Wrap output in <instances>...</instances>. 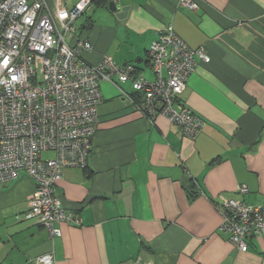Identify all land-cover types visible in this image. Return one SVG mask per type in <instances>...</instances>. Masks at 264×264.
I'll return each mask as SVG.
<instances>
[{
    "label": "crops",
    "instance_id": "1",
    "mask_svg": "<svg viewBox=\"0 0 264 264\" xmlns=\"http://www.w3.org/2000/svg\"><path fill=\"white\" fill-rule=\"evenodd\" d=\"M82 0H59L67 10ZM91 0L71 41L81 57L133 65L154 82L150 46L168 25L193 50L204 48L183 103L205 121L194 138L165 116L146 118L130 82L101 83L97 130L85 168L56 187L80 224L62 236L25 218L36 184L26 172L0 184V264H264V238L240 252L222 229L219 196L264 205V0ZM54 0H50L53 5ZM135 100V99H134ZM244 185L249 193L237 194Z\"/></svg>",
    "mask_w": 264,
    "mask_h": 264
},
{
    "label": "built area",
    "instance_id": "2",
    "mask_svg": "<svg viewBox=\"0 0 264 264\" xmlns=\"http://www.w3.org/2000/svg\"><path fill=\"white\" fill-rule=\"evenodd\" d=\"M90 5L91 0H82L67 10L59 0L53 5L50 0H0V184L20 172L34 180L25 218L43 226L52 239L62 236V224H80L56 187L66 169L87 166L103 101L102 82H114L113 77L130 82L142 95V106L133 97L129 100L146 118L165 116L187 138L205 126L182 100L198 60H208L205 49H191L170 24L148 51L154 82L137 76L133 65H118L109 57L93 66L80 55L93 51L92 44L78 40L71 46ZM182 5L197 9L191 0H182ZM248 192L244 185L237 189L241 196ZM216 208L222 231L240 252L248 251L252 237L264 238V205L220 195ZM31 264H55L54 254Z\"/></svg>",
    "mask_w": 264,
    "mask_h": 264
},
{
    "label": "trees",
    "instance_id": "3",
    "mask_svg": "<svg viewBox=\"0 0 264 264\" xmlns=\"http://www.w3.org/2000/svg\"><path fill=\"white\" fill-rule=\"evenodd\" d=\"M104 2H110L109 0H104ZM133 98L135 99V102L136 103H142L143 102V99H142V95L141 94H139V93H137V94H135L134 96H133ZM249 193V192H248ZM247 193V194H248ZM238 194V193H237ZM239 195V194H238ZM242 201H244V200H242ZM247 203V202H246ZM249 204V203H248Z\"/></svg>",
    "mask_w": 264,
    "mask_h": 264
},
{
    "label": "water",
    "instance_id": "4",
    "mask_svg": "<svg viewBox=\"0 0 264 264\" xmlns=\"http://www.w3.org/2000/svg\"><path fill=\"white\" fill-rule=\"evenodd\" d=\"M110 8L112 10L119 9L120 6L118 5V2H110Z\"/></svg>",
    "mask_w": 264,
    "mask_h": 264
},
{
    "label": "clouds",
    "instance_id": "5",
    "mask_svg": "<svg viewBox=\"0 0 264 264\" xmlns=\"http://www.w3.org/2000/svg\"><path fill=\"white\" fill-rule=\"evenodd\" d=\"M79 7L82 9V8L84 7V4L81 3V4L79 5ZM65 15H66V14H65Z\"/></svg>",
    "mask_w": 264,
    "mask_h": 264
},
{
    "label": "snow or ice",
    "instance_id": "6",
    "mask_svg": "<svg viewBox=\"0 0 264 264\" xmlns=\"http://www.w3.org/2000/svg\"><path fill=\"white\" fill-rule=\"evenodd\" d=\"M5 64L7 65V61H5Z\"/></svg>",
    "mask_w": 264,
    "mask_h": 264
}]
</instances>
